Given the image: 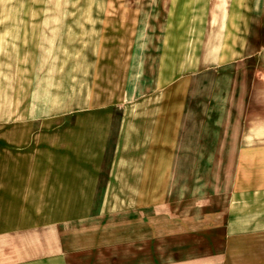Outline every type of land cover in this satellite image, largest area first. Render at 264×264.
Here are the masks:
<instances>
[{"label": "crops", "instance_id": "obj_1", "mask_svg": "<svg viewBox=\"0 0 264 264\" xmlns=\"http://www.w3.org/2000/svg\"><path fill=\"white\" fill-rule=\"evenodd\" d=\"M153 5L20 24L60 61L1 100L0 264H264V0Z\"/></svg>", "mask_w": 264, "mask_h": 264}, {"label": "rangeland", "instance_id": "obj_2", "mask_svg": "<svg viewBox=\"0 0 264 264\" xmlns=\"http://www.w3.org/2000/svg\"><path fill=\"white\" fill-rule=\"evenodd\" d=\"M138 2H146L150 8H154V0H0V113L8 109L1 106L3 105L1 100L9 97L10 88H14L13 97L19 100L24 96L26 84L30 83L31 80L34 79L33 82L38 83L39 86L45 84L44 78L46 76H42L43 69H45V73L48 72L49 79L52 80L53 78V80H55L57 78V68L60 61L55 56L57 49H51L53 50V52L51 51L50 53L52 57H40L43 43L41 41H28L29 38H32L30 34L31 30L36 28L26 27L20 24H26L27 21H36L42 18H65L69 20L81 19L83 24L89 25V20L92 17L105 20L107 3H111L114 6V18H124L127 20V18H133V13H136L133 12V9H136ZM259 14V18L263 19L264 13L259 12ZM103 20L102 22H104ZM102 22L100 24L104 25ZM158 30H162V28H158ZM263 30L264 27H258L257 33L259 43L263 42ZM38 35L39 37L34 36V38H39L40 40V33ZM103 36L104 35L101 37L99 36V39H104ZM85 38L87 40L90 38L89 33L85 35ZM26 39L28 40L26 41ZM50 45H55L57 47L55 43ZM75 45V48L79 49V43ZM104 45V42H99V49L101 46L104 47ZM80 46H82L80 47V50L82 48L81 59L80 55L74 57L73 52L67 55L66 59L67 64L69 62L71 65H73V62L77 65V63L81 61L82 80L79 97L82 98L83 102L97 97L96 95H98V97H104L105 85L101 79L103 76L97 77L99 80L98 90L94 87L96 80L95 76L94 84L91 83V76L89 74L91 69L89 65V46H91V44L89 41H86L80 44ZM66 48L67 51L68 49L69 51H73L75 49L74 43H66ZM32 52L35 57H32ZM40 88L41 87H39V91L42 89ZM56 91L58 92V89L55 85L53 89H51V94ZM70 94L71 96L73 95V90ZM132 94L133 91H131L130 95ZM40 96L41 95L38 93L36 97L39 98ZM88 109V107H82L83 112ZM162 226L163 228L168 227L169 224L163 223Z\"/></svg>", "mask_w": 264, "mask_h": 264}]
</instances>
